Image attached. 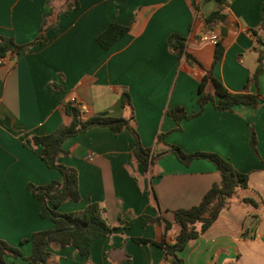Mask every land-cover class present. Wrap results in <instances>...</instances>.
<instances>
[{
    "label": "crops",
    "instance_id": "1",
    "mask_svg": "<svg viewBox=\"0 0 264 264\" xmlns=\"http://www.w3.org/2000/svg\"><path fill=\"white\" fill-rule=\"evenodd\" d=\"M45 1L0 0V35L18 45L32 41L39 34ZM72 2L77 8L66 11ZM263 5L264 0L50 3L48 22L53 27L43 34L46 43L7 55L0 65V240L22 254L19 259L6 257L7 264H28L30 244L20 241L53 228L49 219L39 217L41 205L26 186L62 182V176L45 165L40 147L30 139L68 125L64 106L72 99L82 120L99 113L117 119L132 116L140 146L153 157L146 167L137 161L135 140L126 128L113 134L106 127H92L63 141L64 154L55 163L76 171L80 199L62 203L57 211L80 212L96 203L111 233L94 241L88 256L71 246L51 245L52 264H172L160 247L133 240L173 244L180 230L174 212L197 206L220 183V174L204 159L180 163L169 152L171 145L186 154H217L247 174V187L176 253L182 264H236L244 243L255 258L258 247L264 253V71L249 82L259 50L256 37L264 36ZM212 13L222 17L211 27L219 31L223 48L214 65L215 46L199 40L210 29L206 18ZM110 24L127 31L104 50L96 37ZM171 35L184 41L180 57L167 47ZM207 73L229 93H257L258 106L216 111L215 97L197 116L175 123L168 110L195 114L197 99L215 89L207 80L201 87ZM122 93L129 95L131 109L121 106Z\"/></svg>",
    "mask_w": 264,
    "mask_h": 264
},
{
    "label": "trees",
    "instance_id": "2",
    "mask_svg": "<svg viewBox=\"0 0 264 264\" xmlns=\"http://www.w3.org/2000/svg\"><path fill=\"white\" fill-rule=\"evenodd\" d=\"M53 0H46L43 9L39 34L30 42L18 45L12 37L0 35V58L7 55H18L28 52L35 45H44L46 39L43 37L44 32L53 27V23L48 22V17L52 14L50 3ZM77 8V2L67 4L66 11ZM222 17L216 13L210 14L206 18V24L211 29L214 24H219ZM261 26L264 27V5L261 8ZM209 30V29H208ZM127 31L126 27L110 24L107 28L96 37L97 44L104 50H108L123 34ZM256 37V35H255ZM258 45V55L256 66L249 77V82L254 83L264 71V36L256 37ZM168 49L176 57H180L183 53L184 41L176 35H171L166 41ZM223 48L217 44L215 46L214 58L212 65L216 64L221 58ZM209 81L214 86V90L210 94L200 96L197 99L199 111L195 114L188 115L183 109L174 107L166 113L175 123L197 116L204 105L209 101L216 99L213 107L216 111H231L236 106H248L255 109L259 104V96L257 93L249 94L247 92L229 93L222 88L211 77L209 73L204 76L201 87L204 82ZM121 106L131 109L130 98L127 93L121 94ZM66 116L70 118L68 125L60 126L54 132L43 135L33 136L30 143L33 146L40 147V157L48 168L58 170L62 176V182L51 181L42 186L27 184V190L33 198L41 205L39 217L49 219L53 228L48 231H38L31 234L30 238L20 241V244H30V255L25 259L28 264H52L51 254L48 248L53 245L63 248L71 246L82 256H88L89 247L97 239L108 236L111 228L106 224L103 218V210L96 204H88L80 212L61 214L57 211L58 207L64 202H77L80 197L77 191V173L73 168H68L55 163L59 155L64 154L61 145L67 138L74 137L80 133L87 131L92 127H106L113 134H118L122 129H128L134 137L135 149L134 154L139 163L146 167L152 162V154L149 149L140 146L138 136L130 122L133 117L128 119H117L108 116L105 113H99L81 119L80 110L71 102L64 106ZM162 139V136H160ZM255 137L251 132L250 146L253 152L255 150ZM169 152L182 164L187 165L194 159H204L213 164L220 174V183L214 184L208 192L202 197L197 206L185 210L174 212V221L179 226V233L173 244L155 243L146 239H134L138 244H155L163 249L166 256L171 257L172 264H182V260L176 255L182 251L185 245L196 239L201 233L206 231L215 221L221 209L226 208L230 203L233 195L247 187V174L237 172L232 165L220 156L214 153H193L186 154L177 146H169ZM245 203L254 204L250 200L245 199ZM143 223L145 219L141 218ZM19 259L22 254L18 247L11 246L0 240V264H7L5 258Z\"/></svg>",
    "mask_w": 264,
    "mask_h": 264
},
{
    "label": "rangeland",
    "instance_id": "3",
    "mask_svg": "<svg viewBox=\"0 0 264 264\" xmlns=\"http://www.w3.org/2000/svg\"><path fill=\"white\" fill-rule=\"evenodd\" d=\"M240 249L242 257L240 261H236V264H264V253L261 251L260 247L257 248V252L259 253V255L256 256V258L258 260H256L255 255L252 256V251L247 248L246 243L240 245ZM253 257L255 260L253 259Z\"/></svg>",
    "mask_w": 264,
    "mask_h": 264
},
{
    "label": "built area",
    "instance_id": "4",
    "mask_svg": "<svg viewBox=\"0 0 264 264\" xmlns=\"http://www.w3.org/2000/svg\"><path fill=\"white\" fill-rule=\"evenodd\" d=\"M199 40L202 42H206L212 46H216L220 40L219 31L217 29L206 30L200 35ZM4 62H5V57L0 58V65L3 64ZM71 101L72 103H74L73 99Z\"/></svg>",
    "mask_w": 264,
    "mask_h": 264
}]
</instances>
